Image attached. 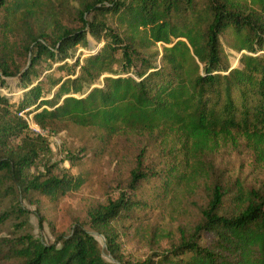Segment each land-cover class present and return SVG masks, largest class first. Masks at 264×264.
<instances>
[{
  "label": "trees",
  "instance_id": "1",
  "mask_svg": "<svg viewBox=\"0 0 264 264\" xmlns=\"http://www.w3.org/2000/svg\"><path fill=\"white\" fill-rule=\"evenodd\" d=\"M48 2L0 0L1 72L18 76L25 87L18 103L0 91V195L15 188L56 198L86 181L49 168L46 174H30L50 148L20 115L23 111L42 130L58 131L61 124L91 127L105 142L119 135H151L170 160L167 169L145 167L138 158L128 191L89 211L112 259L264 264V188L238 181L226 189L216 184L193 230L140 263L124 260L113 229V223L131 220L145 205L137 197L145 181L160 180L164 192L184 184L193 190L210 175L209 157L227 148L244 147L264 166V0L85 1L79 28L69 29L55 17L52 32L33 34L24 46L28 66L12 68L7 33ZM88 34L104 41L100 51L69 63ZM227 49L241 53L239 65H231ZM47 61L61 63L58 70L66 76L41 78L38 67ZM68 159L74 163V156ZM226 203L229 211L223 213ZM1 258L13 264H113L81 223L53 244L18 237L0 248Z\"/></svg>",
  "mask_w": 264,
  "mask_h": 264
},
{
  "label": "rangeland",
  "instance_id": "2",
  "mask_svg": "<svg viewBox=\"0 0 264 264\" xmlns=\"http://www.w3.org/2000/svg\"><path fill=\"white\" fill-rule=\"evenodd\" d=\"M85 1L90 0H49L45 9L25 15L22 23L7 33L14 57L11 67L24 69L28 66L31 60L24 46L31 35L52 32L55 17L69 29L79 28V8ZM87 37V44L76 49L74 56L68 59L69 63L100 51L104 41L99 42L90 34ZM157 47L161 51L162 43H158ZM227 52L231 65H239L241 53L229 49ZM159 61L160 57L156 59L157 63ZM60 64L43 62L38 67V73L41 78L46 75L66 76L67 72L58 70ZM0 79L5 81L4 86L0 85V91L8 95L12 102L18 103L25 91L21 79L4 76L1 68ZM102 81L103 77L99 82ZM20 115L46 139L50 148L42 154L38 168H32L30 174H46L49 168L59 176L82 175L86 181L80 189L56 198L36 192L25 194L11 187V191L14 190L12 193L10 188H6L0 195V248H7L9 243L24 235L53 244L60 235H68L75 224L81 223L96 236L107 260L123 264L112 259L108 253L104 235L90 223L89 211L115 201L121 193L128 191L131 171L138 158H143L145 167H154L157 171L167 169L170 160L163 154L160 144L146 134L119 135L105 142L99 129L74 124H61L58 131L42 130L34 123L31 114L23 111ZM68 155L74 156V163ZM209 162L212 163L209 177L200 181L193 190L184 184L164 192L158 179L139 185L137 197L145 205L131 220L113 223L124 260L140 263L178 243L182 233H190L200 221L201 211L208 205L216 184L226 189L238 181L246 188H264L263 162L244 147L222 149L210 156ZM4 186H10V182L6 181ZM225 206L223 213L229 211L228 203ZM15 262L0 259V264Z\"/></svg>",
  "mask_w": 264,
  "mask_h": 264
},
{
  "label": "built area",
  "instance_id": "3",
  "mask_svg": "<svg viewBox=\"0 0 264 264\" xmlns=\"http://www.w3.org/2000/svg\"><path fill=\"white\" fill-rule=\"evenodd\" d=\"M36 130V129H35Z\"/></svg>",
  "mask_w": 264,
  "mask_h": 264
}]
</instances>
